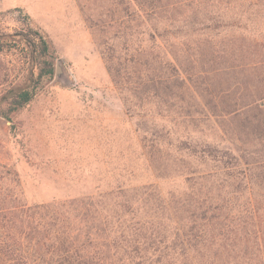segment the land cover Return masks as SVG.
<instances>
[{
    "label": "trees",
    "instance_id": "1",
    "mask_svg": "<svg viewBox=\"0 0 264 264\" xmlns=\"http://www.w3.org/2000/svg\"><path fill=\"white\" fill-rule=\"evenodd\" d=\"M86 1L142 153L37 203L0 163V264H264V0ZM32 97L14 90L11 112Z\"/></svg>",
    "mask_w": 264,
    "mask_h": 264
},
{
    "label": "rangeland",
    "instance_id": "2",
    "mask_svg": "<svg viewBox=\"0 0 264 264\" xmlns=\"http://www.w3.org/2000/svg\"><path fill=\"white\" fill-rule=\"evenodd\" d=\"M101 3L107 11L115 0L95 5ZM87 6L86 0H0V163L18 172L30 203L111 185L112 173L134 166L142 153L135 120L125 114L86 21ZM36 31L53 50L51 62L34 61ZM112 36L110 44L126 54ZM59 65L67 85L57 78ZM14 90L33 97L11 112Z\"/></svg>",
    "mask_w": 264,
    "mask_h": 264
},
{
    "label": "water",
    "instance_id": "3",
    "mask_svg": "<svg viewBox=\"0 0 264 264\" xmlns=\"http://www.w3.org/2000/svg\"><path fill=\"white\" fill-rule=\"evenodd\" d=\"M57 78L64 84L67 85L70 80H69V76L67 73H65L62 68L60 67V65L58 66V70H57Z\"/></svg>",
    "mask_w": 264,
    "mask_h": 264
}]
</instances>
